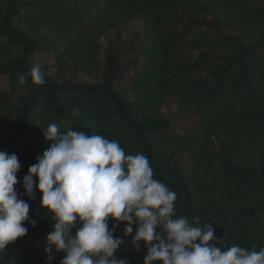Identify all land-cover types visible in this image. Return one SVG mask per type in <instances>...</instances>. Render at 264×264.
Returning <instances> with one entry per match:
<instances>
[{
    "label": "trees",
    "instance_id": "16d2710c",
    "mask_svg": "<svg viewBox=\"0 0 264 264\" xmlns=\"http://www.w3.org/2000/svg\"><path fill=\"white\" fill-rule=\"evenodd\" d=\"M53 123L145 155L173 218L212 224L223 248H264V0H0V151L17 155L36 222L0 264H49L55 221L22 185ZM136 227L114 232L125 264L147 254Z\"/></svg>",
    "mask_w": 264,
    "mask_h": 264
},
{
    "label": "clouds",
    "instance_id": "9594fccd",
    "mask_svg": "<svg viewBox=\"0 0 264 264\" xmlns=\"http://www.w3.org/2000/svg\"><path fill=\"white\" fill-rule=\"evenodd\" d=\"M28 75L34 84L45 83L39 65ZM19 79L27 82L24 75ZM44 135L49 146L29 167L22 186L28 199H35L34 186L42 193L40 206L55 221L44 248L49 264L54 251L65 254L60 264H125L115 257L122 244L114 236L120 223L126 224V235L137 225L132 243L139 248L143 242L144 264H264V248L225 249L212 224L173 218L176 193L153 179L145 155H125L117 141L97 134L60 133L55 123ZM19 169L15 153L0 151V251L26 235L25 221L36 223L14 187ZM110 219L115 221L111 229Z\"/></svg>",
    "mask_w": 264,
    "mask_h": 264
}]
</instances>
